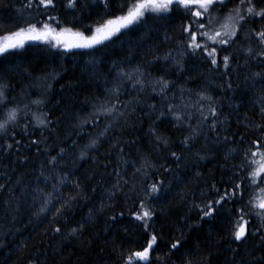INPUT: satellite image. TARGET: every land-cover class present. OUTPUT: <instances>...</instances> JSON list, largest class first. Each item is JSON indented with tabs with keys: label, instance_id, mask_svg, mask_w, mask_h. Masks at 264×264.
Returning a JSON list of instances; mask_svg holds the SVG:
<instances>
[{
	"label": "trees",
	"instance_id": "trees-1",
	"mask_svg": "<svg viewBox=\"0 0 264 264\" xmlns=\"http://www.w3.org/2000/svg\"><path fill=\"white\" fill-rule=\"evenodd\" d=\"M86 2L91 5V0ZM26 3L27 0H0V37L16 31L30 18V22H35L37 11L35 8H24ZM234 6L228 5L229 8ZM111 11L116 13L117 9L113 7ZM57 13L62 20L73 19L71 12L60 5L52 12L53 15ZM76 14H82L84 25H95L108 18L102 6L79 7ZM181 15L176 11L169 21L156 22L151 30L125 34L118 40L114 38L115 42L97 46L95 50L65 52L42 43H30L14 54L0 56V82L11 85L13 91L10 96L19 98L23 92L26 97L24 102L37 98L46 100L40 111L49 114L53 120L50 127L54 131L36 130L30 138H42L43 131V137L48 138V145L55 144L67 149V155L55 173L49 170L45 175L69 174V182L63 186L58 185L56 179L47 182L43 178L37 180L40 165L45 160L43 154L37 156L35 148H22L20 152L10 150L7 154L0 152V173L5 174L0 176V184L7 185L5 190L0 191V264H122L119 250H140L141 245L130 241L140 240L143 244L145 240L143 228L133 216L138 210L137 201L144 196L142 185L160 179L164 181V190L157 200L149 204L156 209L157 216L153 223L157 234L162 237L153 258H165L167 264H186L189 260L191 264H204V258L211 254V264H232L233 254L228 251L232 224L227 217L228 209H232L233 214L235 209L231 204H225L219 215L201 220L202 214L193 205L203 206L208 200L218 199L212 185L222 192L224 188L230 187L231 182L238 181L233 176V166L244 162L243 152L247 150V145L239 143V136L235 138L236 143H224L222 140L218 143L216 135L208 134L205 130L207 139L201 136L190 149L185 150L178 141L187 134L186 131H178L169 119L157 121L156 116L169 103L181 109L186 103L194 104L198 93L206 92L224 105L221 119L226 116L229 123L226 125L227 130L221 131V137L239 132L250 143L259 133L245 125L251 120L259 121L254 106L258 93L251 88L245 90L244 81L250 70L257 69L252 64L250 69L242 68L238 74L234 73L233 87L240 85L241 90L225 95L218 87L224 82L220 73L210 70L203 57L181 55L186 51L181 44V25L186 21L180 18ZM75 27L80 28L82 25L77 24ZM249 27L259 29L260 25L250 24ZM251 44L255 47V40ZM247 46L241 38L230 50L236 53L240 64H243L244 59L240 47ZM169 53L175 59L169 62L162 59L154 61V57ZM223 54L227 55L228 52ZM176 60L183 64L182 73L175 71ZM113 64H119L126 71L141 66V70L146 73V82L165 76L173 82L168 98L162 99L153 94L150 87L143 92L133 89L131 82L116 77V72L112 70ZM117 84L120 86V111L126 112L125 117H99L93 126L91 122L97 109L116 103L107 90ZM180 89L192 91L191 94L185 91L181 100ZM136 100L141 102L137 104ZM125 103L129 104L128 109L122 106ZM150 104L157 106L151 114L148 108ZM231 104L242 106L236 110L229 106ZM33 111H36L35 107ZM85 120L89 123L84 124ZM195 122L194 116L193 124ZM107 124L113 125L108 135L100 139L97 149L90 151L88 158L80 160L81 149L95 139ZM150 127H156L159 133L170 138L169 149L157 148L155 138L149 133ZM16 139L21 137L18 135ZM117 139L121 142L119 147L124 149V158L130 161L126 169L120 166L124 178L129 180V186H125L114 200L108 201L113 207L97 212L102 193L98 190L92 195L90 188L93 185L98 189L110 188L115 183L116 178L108 175L112 168L105 169L99 164L106 162V154L113 164L117 163L114 157L118 150L111 148ZM5 140L12 143L6 134L0 133V144ZM73 141L77 142L76 146H73ZM132 141L135 143H130ZM232 148L237 151L229 154ZM169 151L183 152L179 164L168 158ZM197 153L207 159H198ZM55 154L53 151L52 155ZM25 155L29 159L27 163H21ZM93 156L96 162H93ZM145 156L157 165V170L150 172L147 179L139 175L133 179L135 168L140 167ZM132 161H135V166H132ZM161 165L173 171L165 173ZM93 175L94 180L88 179ZM74 180H79L81 186L89 190L87 194L90 199L78 201L70 212H66L62 218H66V223L55 224V208H59L68 196L76 194L71 186ZM132 183L137 186L135 191L130 187ZM38 190H43V194H52V204L47 205V212H40L44 201ZM251 195L252 190L246 189L245 200ZM9 200L10 205H6L5 201ZM145 203L149 202L146 200ZM89 209H92L90 220ZM121 212L124 215L118 216L116 221L109 220V217ZM81 222L85 223L83 232L70 236L69 229ZM255 224L253 220V226ZM54 226L62 228L61 234L52 232ZM175 240H181L182 247L167 259L168 245ZM257 243L258 238L253 237L240 246V254L235 257L237 264L242 257L247 259L246 252L253 250ZM232 247L237 245L232 244ZM253 255H264V252L255 248Z\"/></svg>",
	"mask_w": 264,
	"mask_h": 264
},
{
	"label": "snow or ice",
	"instance_id": "snow-or-ice-1",
	"mask_svg": "<svg viewBox=\"0 0 264 264\" xmlns=\"http://www.w3.org/2000/svg\"><path fill=\"white\" fill-rule=\"evenodd\" d=\"M229 4L235 6L229 8ZM58 5L71 12L72 21L62 20L58 13L52 14ZM78 6L83 8L102 6L104 15L108 18L95 25H84L82 14H76L79 11ZM113 7L117 9L116 13L111 11ZM24 8L28 10L35 8L37 18H35V22H30L31 18L26 20L22 26H18L16 31L0 38V56L14 54L16 50L24 49L25 45L32 41L41 42L58 50L63 49L65 52L95 50L97 46L104 45L105 42H115L125 34L139 33L144 29L151 30L156 22L169 21L173 13L179 11L182 14L180 18L186 21L181 25V44L186 49L181 55L203 57L209 64L210 70L220 73V78L224 82L218 87L225 95L241 90L240 85H237L236 88L233 87L234 73L238 74L240 69H250V65H256L257 70H250V74L245 77L244 81L245 90L251 88L258 93V99L254 102V106L259 121L251 120L245 125L259 133L250 143L239 132H232L230 135L221 137L220 133L227 130L226 125H228L229 120L226 116L221 119L224 105L206 92L198 93L194 104L186 103L181 109H178L175 104H167V107L156 116V120L169 119L178 131H186L187 134L178 141L180 147L185 150L190 149L201 136L207 139L205 130L208 134H215L218 143L221 140L224 143H236L235 138L239 136V143L247 145V150L243 152L244 162L233 166V176L237 177L238 181L231 182L230 187L224 188L222 192L215 185H212L218 199L208 200L203 206H193L202 214L201 220L216 217L225 204L233 206L234 214L232 209H228L229 215L227 217L232 224L229 231L231 243L228 245V251L233 254L232 264H237L235 257L240 254V246L244 245L250 238H258L255 248H260L264 252V0H91V5L86 0H27ZM77 24L82 25V27H75ZM250 24H258L260 27L259 29L249 27ZM241 38L248 45L247 47H240V52L244 57L243 64L238 63L236 53L230 51ZM253 40L256 42L255 47L251 44ZM225 52L228 54L224 55ZM161 59L164 62H169L175 58L171 56V53L163 57H154V61ZM112 70L116 72V77L119 80L131 82L133 89H139L140 92H143L145 88L150 87L152 93L162 99L168 98V93L173 87V82L165 76L146 82L144 78L146 73L141 70L139 65L131 71H126L119 64H113ZM175 71L178 73L184 71L183 64L179 60L175 61ZM11 91L13 89L10 84L0 82V133L6 134L12 140V143L5 140L4 143L0 144V152L7 154L10 150L20 152L22 148L29 150L35 148L37 156L41 154L45 156L44 162L40 165L37 180L43 178L47 182L56 179L58 185H66L69 182L68 173L59 176H46L45 172L51 170L55 173V170L60 167V162L67 155V149L55 144L48 145V138L43 137V131H41L42 138H30L35 135L36 130L54 131L50 127L53 120L50 119L49 114L40 111L46 100L37 98L28 99L27 102H24L26 97L23 92L18 98L17 96H10ZM107 91L116 99V103L111 104V106L102 105L98 108L93 114L91 122L93 126L99 117L122 118L126 115V112L120 111L119 84ZM185 91L191 94L192 90L180 89L181 100H183ZM140 102V100L135 101L137 104ZM122 106L128 109L129 104L125 103ZM229 106L238 110L242 104ZM34 107L36 111H33ZM148 108L149 114H151L156 111L157 106L150 104ZM194 116L196 117L195 124H193ZM83 123L88 124L89 121L85 120ZM10 127L11 131H9ZM112 127V124H107L95 139L90 140L81 149L78 158L80 160L88 158L89 152L97 149L100 139L106 137ZM149 133L155 138L158 149H169L171 141L168 136L159 133L156 127H150ZM18 135L21 139H16ZM25 141L27 142L25 143ZM120 143L117 139L116 143L111 146L112 150H118V154L114 157L117 163L113 164L106 154V162L99 164V167L105 169L112 168V172L108 175L116 178L115 183L110 188L98 189L95 185L90 188L92 195H95L98 190L102 193L99 207L96 209L97 212H103L106 208L113 207L108 201L114 200L118 193L123 192L125 186H129V180L124 178V171L120 166H124L126 169L130 161L124 158V149L119 147ZM130 143H135V141ZM72 144L76 146L77 142L73 141ZM53 151L56 152L55 155H52ZM236 151V148H232L229 150V154ZM168 158L179 164L183 159V152L169 151ZM197 158L207 159L206 156H200L199 153H197ZM28 159V156H23L21 163H27ZM92 160L96 162V157L93 156ZM131 164L135 166V161H132ZM161 167L165 173L173 171V169L163 165ZM154 170H157V165L148 156H145L140 162V167L135 168L132 174L133 179L137 175L147 179L150 172ZM3 175L5 174L0 173V176ZM88 179L94 180L95 175ZM71 186L76 190V194L68 196L59 208H55V215L53 216L55 224L66 223V218L62 219L64 214L70 212L78 201L90 199L87 194L89 190L83 188L79 180L71 181ZM53 187L54 189L57 188L56 185ZM130 187L135 191L137 186L132 183ZM6 188L7 185L0 184V191ZM246 189H251L253 192V195L249 196L247 200H245ZM163 190L164 181L162 179L142 185L144 196L137 201L138 210L133 213V216L141 224L145 233V240L143 244L140 240L130 241L141 245L140 250L127 252L123 248L119 250L122 264H167L165 258L159 256L153 258V253L157 251L162 237L157 234L153 223L157 216L156 209L154 206H149L151 201L159 198ZM38 191L42 194L44 201L40 212H47V205L52 204V194H43V190ZM257 192L259 195H256ZM137 195L139 196V193ZM201 195L204 194L201 193ZM56 199L59 200V197ZM146 200L149 203H145ZM10 203L11 200L5 201L6 205H10ZM123 215V212L118 213L109 217V220L116 221L118 216ZM91 217L92 209H89V220ZM253 220L256 222L255 226H253ZM84 227V222L78 223L69 229L68 234L70 236L79 235L83 232ZM51 230L57 235L62 232V228L59 226H54ZM232 244H236L237 247L233 248ZM168 247L167 259H170L171 254L182 247V241L175 240ZM255 248L247 251V259L242 257L239 264H264V255H253ZM210 255L204 258V264H211ZM186 264H191V261H186Z\"/></svg>",
	"mask_w": 264,
	"mask_h": 264
},
{
	"label": "rangeland",
	"instance_id": "rangeland-1",
	"mask_svg": "<svg viewBox=\"0 0 264 264\" xmlns=\"http://www.w3.org/2000/svg\"><path fill=\"white\" fill-rule=\"evenodd\" d=\"M8 34H11V33H8ZM6 35V34H5ZM4 36V35H3ZM3 36H1L0 38H2ZM30 43H41V42H36V41H32V42H28L26 45L30 44ZM25 45V46H26ZM256 195H259V193H256Z\"/></svg>",
	"mask_w": 264,
	"mask_h": 264
}]
</instances>
